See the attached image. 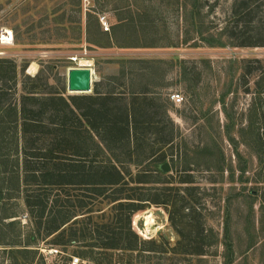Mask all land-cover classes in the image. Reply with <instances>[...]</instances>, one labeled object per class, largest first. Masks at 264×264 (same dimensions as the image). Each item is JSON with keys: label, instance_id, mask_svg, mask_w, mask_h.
Returning a JSON list of instances; mask_svg holds the SVG:
<instances>
[{"label": "rangeland", "instance_id": "rangeland-1", "mask_svg": "<svg viewBox=\"0 0 264 264\" xmlns=\"http://www.w3.org/2000/svg\"><path fill=\"white\" fill-rule=\"evenodd\" d=\"M237 1L0 0V59L12 61L17 68V77L8 84L10 101L15 99V92L17 98L21 94L22 81L26 82L29 74H40L50 86L46 90L66 99L91 96L95 89L103 92L109 85L122 92L126 85L122 75L130 67L133 73L147 74L145 80L153 85L150 100L155 106L149 114L163 119L165 111L173 128L172 143L158 151V155H166V168L163 165L159 169L153 188H169L172 195L176 189H187L179 193L187 200L188 194L194 196L190 205L196 214L190 218L200 226V238L204 239L193 240V244L205 246L204 256L187 255L188 242L178 246L182 239L176 227L184 234L189 228L172 225L171 209L159 205L138 212L132 223L140 241L153 252H114L108 257L84 248L82 242L56 246L52 237L33 233L24 204V186L18 183L16 162L11 157L5 162L0 159V264H70L72 258L81 264H224L225 217L234 245L232 264H264V218L260 219V200L249 194L264 181V150L260 156L250 128V109L258 106L259 100L245 92L253 91L259 74L249 78L241 71L243 60H260L264 66V48L229 45L226 36L234 27L232 10ZM254 2L256 6L264 0ZM193 6L200 7V18L190 20ZM262 17L264 7L259 19ZM100 18H105L109 32L102 30ZM204 37L225 46L211 47L202 41ZM81 61L87 62L92 72L91 92L70 94L67 70L83 67ZM135 61L138 63L133 64ZM145 80L139 78L138 82L145 84ZM174 94L182 97L181 103L171 100ZM164 121L170 131L171 125L166 118ZM184 177H190L191 183L179 184L188 180ZM147 187L152 186L143 188ZM66 190L58 193L63 203L71 199L76 204L78 197L88 195L75 188ZM253 204L252 221L259 244L245 252L244 218ZM94 210H100L95 213L97 217L107 219L111 205L98 204ZM191 211L188 208L184 214ZM10 243L15 246L10 247ZM84 252L94 261L84 259Z\"/></svg>", "mask_w": 264, "mask_h": 264}, {"label": "trees", "instance_id": "trees-1", "mask_svg": "<svg viewBox=\"0 0 264 264\" xmlns=\"http://www.w3.org/2000/svg\"><path fill=\"white\" fill-rule=\"evenodd\" d=\"M254 1L239 0L235 3L232 10L234 27L226 36L230 40L229 45L237 48H264V19H259L264 3L254 6ZM199 10L200 7L193 6V12L188 15L190 20L200 18ZM202 41L211 47L225 46L211 37H204ZM146 46L149 47L143 45ZM241 65L243 75L252 78L259 74L254 81L253 91L246 89L245 92L252 93L259 100L258 106L252 105L250 109V130L253 131L252 136L260 155L264 150V66L256 59L243 60ZM16 70L12 61L0 59V159L5 162L8 157V116L12 148L10 158L15 159L17 180L24 186L25 208L37 237H52L51 242L56 246L82 242L84 248L96 249L108 257H112L114 252H153L140 241L132 223L138 212L148 206L159 205L171 209L169 220L172 225L189 228L187 234H184L183 229L181 231L176 227L182 239L178 246L187 240V255H205L203 244H193V240L198 242L204 239L200 238L203 233L200 226L190 218L191 214H196L190 205L194 202L190 197L194 196L188 194L187 200L179 193V190L185 192L187 189H176L178 192L172 195L169 188H153L157 184L156 175L166 162V155H158V151L172 143L173 128L165 111L163 119L156 114H149L155 106L150 100L154 96V89L153 85H147L150 83L145 80L149 78L147 74L133 73L130 67L122 75V78H126L124 91L116 92L109 85L103 92L95 89L91 96L68 99L60 93L46 90L50 86L42 81L40 74L34 77L26 75V82L22 81L21 94L17 98L15 92V99L10 101L8 84L17 77ZM23 71L20 70L21 73ZM139 78L144 79L145 84H139ZM164 118L171 125L170 131L164 126ZM153 135H156L155 140H152ZM152 165L156 166L155 170L151 168ZM190 183L189 179L186 182L179 181V184ZM260 184V188L249 194L256 201L260 200L261 219L264 218V181H260ZM146 185L152 187L143 188ZM74 188L88 195L78 197L76 204L71 199L63 203L58 193ZM103 203L111 205L107 219L95 215L100 211L94 210L95 207ZM188 208L192 211L189 215L184 214ZM227 211L225 216L229 218ZM254 213V204L249 205L243 229L247 243L245 252L259 244L252 221ZM188 217L190 220L185 222L184 219ZM83 223L88 226L80 229L75 227ZM228 231L225 217L222 238L224 264H232L234 261V245ZM11 246H15V243H10ZM259 249L262 253L263 244ZM82 257L94 261L87 252Z\"/></svg>", "mask_w": 264, "mask_h": 264}, {"label": "water", "instance_id": "water-1", "mask_svg": "<svg viewBox=\"0 0 264 264\" xmlns=\"http://www.w3.org/2000/svg\"><path fill=\"white\" fill-rule=\"evenodd\" d=\"M92 87L90 67H73L67 70V92L70 94H88ZM166 168V165H164Z\"/></svg>", "mask_w": 264, "mask_h": 264}, {"label": "built area", "instance_id": "built-area-1", "mask_svg": "<svg viewBox=\"0 0 264 264\" xmlns=\"http://www.w3.org/2000/svg\"><path fill=\"white\" fill-rule=\"evenodd\" d=\"M99 22H100V25H101V28L104 32H109V28H108V25L105 21V18H100L99 19ZM171 100L175 103V104H178V103H181L182 102V97L178 94H174L171 96ZM71 263L70 264H81V261L79 259H76V258H72L71 259Z\"/></svg>", "mask_w": 264, "mask_h": 264}, {"label": "crops", "instance_id": "crops-1", "mask_svg": "<svg viewBox=\"0 0 264 264\" xmlns=\"http://www.w3.org/2000/svg\"><path fill=\"white\" fill-rule=\"evenodd\" d=\"M27 74H29V73L27 72ZM28 76H30V74ZM31 76L34 77L35 75H31ZM9 120H10V118H8V116H7V131H6V134L8 137V139H6V141H8V144H7L8 151H6L7 155H8L7 161H10V145H9L10 144V126L8 124Z\"/></svg>", "mask_w": 264, "mask_h": 264}, {"label": "bare ground", "instance_id": "bare-ground-1", "mask_svg": "<svg viewBox=\"0 0 264 264\" xmlns=\"http://www.w3.org/2000/svg\"><path fill=\"white\" fill-rule=\"evenodd\" d=\"M80 63H81L80 65H82L83 67H88V66H86V65H88L87 62L81 61ZM35 70H36V68L33 67V68H32L33 73H35Z\"/></svg>", "mask_w": 264, "mask_h": 264}]
</instances>
